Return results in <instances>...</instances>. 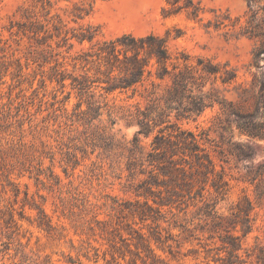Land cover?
<instances>
[{
  "label": "rangeland",
  "instance_id": "obj_1",
  "mask_svg": "<svg viewBox=\"0 0 264 264\" xmlns=\"http://www.w3.org/2000/svg\"><path fill=\"white\" fill-rule=\"evenodd\" d=\"M193 1L198 14L181 7L186 0H0V264H128L129 257L113 253L92 227L131 224L147 231V223L120 205L144 200L135 187L147 177L139 158L137 176L128 169L127 147L139 129L128 114L165 95L171 79L157 78L152 67L153 75H145L135 95L108 93L104 87L119 71H112L105 56L86 54L126 35L160 36L174 61L187 56L195 69L201 59L235 72L232 83L215 76L203 81L206 91L238 101L243 87L264 78V52L260 66L254 63L264 43L254 36L261 29L249 23L253 10L248 0ZM88 30L94 38L82 40ZM75 78L91 88L73 87ZM219 112L215 105L196 118L171 114V123L197 135L229 181L222 196L210 177L203 201L196 192L187 199V213L174 209L177 227L158 222L163 233L173 235L181 258L158 250L171 264L201 263L199 252L219 244L239 202L254 206L246 244L258 237L264 245V139L241 134L228 122L222 138ZM156 132L140 135L143 154ZM205 202H216L219 218L204 214ZM217 222L221 225L214 226ZM236 233L242 234L240 227Z\"/></svg>",
  "mask_w": 264,
  "mask_h": 264
},
{
  "label": "trees",
  "instance_id": "obj_2",
  "mask_svg": "<svg viewBox=\"0 0 264 264\" xmlns=\"http://www.w3.org/2000/svg\"><path fill=\"white\" fill-rule=\"evenodd\" d=\"M179 1L170 0L173 4ZM248 5L253 10L249 23L255 24V27L262 31L254 36L264 43V0H248ZM181 7L193 8L195 14L199 12L193 0H186ZM80 38L92 40L94 34L88 30ZM166 42L165 38L156 35H126L116 41H104L97 52L86 54L105 56L112 71H119V75L114 76L104 87L108 93L131 90L135 95L138 86L143 85L145 75H153L152 67L156 69L157 78L171 79V85L165 95L149 99L144 109H137L136 112L128 114L139 126L134 139L129 141L131 145L127 147L128 169L133 177L137 176L135 169L139 158L140 173L147 177L140 180L135 187L136 194L144 200L120 205L123 206L121 211H128L134 218L139 217L142 222L147 223V231H144L145 226L135 228L131 224L116 227L97 222V229L92 227V231H98L113 253H118L124 260L129 257L128 264H171L158 250L167 253L169 259L180 261L179 252L173 249L171 243V240H174L173 235L163 233L158 222L162 220L169 222V225L174 223L173 226L177 227V220L173 219L176 216L174 209L187 213L190 205L186 203L187 199L196 192L200 201H203L210 177L211 186L218 194L224 196L229 190V181L225 174L216 170L210 153L197 135L171 123L172 112H176L177 118H196L205 109L219 105L220 112L216 116V123L217 132L222 138L225 137L223 123L228 122L241 134L264 139V78L259 80L255 77L250 86L243 87V93L239 95L241 99L238 101L220 98L213 90L204 89L203 79L206 76H215L221 78L224 83H232L236 73L232 71L231 75V71L225 69L227 74H224L220 65L201 59L199 68L195 69L189 64L187 56H183L182 62L180 57L176 56L174 61ZM263 52L264 45H261L254 54V63L258 67ZM72 85L80 90L91 88L87 81L79 78H75ZM157 128L158 132L154 134L150 151L143 154L140 135L149 136ZM197 174H200L201 178L196 177ZM195 184H198V188H195ZM204 204V214L207 217H220L215 210L216 202ZM236 208L239 210H233L235 217L224 229L225 233L219 235V244L203 246L202 252L197 256V259L202 257L203 260L197 264H264V245H260L258 237L255 244H246V239L254 228V219L250 216L254 206L251 202H248L247 206H242L239 202ZM169 214H172V218L167 219ZM149 220L151 224L148 223ZM220 225V222L214 224ZM239 227L241 235L236 233Z\"/></svg>",
  "mask_w": 264,
  "mask_h": 264
}]
</instances>
